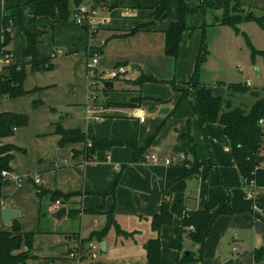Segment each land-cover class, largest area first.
I'll use <instances>...</instances> for the list:
<instances>
[{
	"label": "crops",
	"instance_id": "1",
	"mask_svg": "<svg viewBox=\"0 0 264 264\" xmlns=\"http://www.w3.org/2000/svg\"><path fill=\"white\" fill-rule=\"evenodd\" d=\"M19 1L29 2L30 0H0V15L2 12L3 15L15 17L17 9L13 7ZM119 1L123 2L122 0ZM240 2L244 9L242 15L245 16L251 12L258 17L264 15V0H241ZM96 3L100 11V17L97 20L99 26L98 33L95 36H90L85 32L88 39L87 43L84 44L83 40H80V43L76 42L72 44L69 51L71 55L63 57V61L57 59L55 62L57 68L59 67V69L63 70L65 76L68 75L67 78L64 76L67 88L59 93H41V89L43 90V88L50 86V84H52V87L58 86V81L54 80L56 72H53L44 75L45 77L52 78L50 82L44 83L47 84L46 86H40L38 82L29 84L26 89L31 93L33 90L32 94L29 93L23 97L10 99L7 101L6 107H2L0 110V112L29 114L31 116L29 124L26 127L17 129L15 135L8 140V143L24 151L14 152L15 157L11 162L13 173L10 178L17 183L18 187L9 191V193H6V187L0 190V204L1 197L8 196L5 204H9L12 209L20 213L19 217L13 220L19 221L21 231L23 233H36L33 245L34 241L36 243L42 238H48L47 234L51 233L52 230L58 231L60 235L65 236L66 243L69 240V250L66 257L63 255L59 259L57 257L61 256L62 253L49 252L48 254H44L46 255L44 258H41L32 249L31 255L37 257L38 260L31 259L27 264H45L47 260H52L53 262H49L52 264H75V260L70 258V254L80 246V243L71 234L76 232L80 233L82 239L88 238L91 232L105 227L107 223L106 213L111 210L114 211L113 216L117 227L112 226L102 241L107 244L106 253L101 251L100 245L102 242L92 241L91 243L99 245L96 257H88L78 264H148L146 243L158 236L161 240L162 254L171 264H178L179 259L185 257L186 252H192L194 257L198 258L199 245L191 241L186 235L181 242V251L171 247L170 239L175 237L176 230L182 223L180 216L176 215L172 224L163 226L159 233L155 232L152 228V218L160 212L163 197L167 192L182 195L187 211L203 210L206 204L211 203L209 201H213L214 199L219 200L221 203L225 201V194L220 192L219 189L213 188V181H209L208 189L205 188L204 183L202 185L199 184V177L205 174L204 170H202L203 168L200 170V175L185 177L188 169L186 163L193 161L194 155L192 154V142L187 139L185 140L183 137L189 131L197 144V149V139L200 140V132L195 120L196 116L191 108V100L190 107L188 105L189 110L186 109L187 106L185 105L183 110L176 115H173V104L156 103L152 110L153 115H151L149 126L146 125V118L144 122H140L137 117L136 119L139 121L138 126H136V121L108 120L106 118L107 115L97 114L101 109L97 107L96 103L92 102L93 92L89 87L85 64V57H87L89 50L98 51L99 54H103V59L100 61L101 70L103 71L106 67L111 66L108 65V61L116 57L118 59L116 63L119 65L125 63L124 66L126 64V66L130 65L131 72L130 74H125L124 77L108 81L113 83V87L110 88H114V82L116 81L118 83L125 82L127 86L132 88L131 90L142 95L145 85L139 87L136 85V79L141 74H153L154 66H160L159 61L156 59L158 57L155 55V42H158L157 52L161 56L165 49V33L170 29L172 23L178 19V14L172 20L162 17L154 23H148L146 22L147 20L135 21L133 20L134 18L127 19L122 15L117 16L116 12L112 13V15L116 14L112 19L106 13V10L107 8L111 9L110 6L114 5L115 2L99 0ZM161 6H164L163 2H160L159 7ZM73 8L74 5L71 6L72 15ZM27 10L30 14L28 7ZM30 17L33 19L31 14ZM103 19H108V22L101 24ZM34 23L35 25L28 30L30 33L43 31L44 34H50L51 30L55 31V25L62 24V22L46 20L42 17L34 20ZM143 25L149 26L136 34L122 36ZM237 28V31L230 26H214L208 29L217 32L216 39L221 44V49L219 51L220 56L216 61L212 57L213 54L209 53V57L201 71V83L209 87L207 82L202 80L203 69L209 70L211 67L214 68L215 64L219 65V67L231 65L234 54L229 49V45L238 42V38L242 37L245 41L247 52L250 53L251 62L256 66L254 69L258 68L259 72L255 70L257 74L252 73V80H250V76H247L238 84L245 85L247 81H250V87H253L254 80L257 83L253 87L255 88V92L259 91L264 95V54H261V52H264V26H260L254 21H244L238 24ZM110 33L114 35L113 38L104 40V36ZM186 33L188 32H185L183 37ZM21 34L24 50L26 43L23 33ZM53 36L55 37L56 35L53 34ZM93 37L103 38L101 48H92L91 43L95 39ZM2 40L3 30L2 35H0V43ZM39 40L37 53L39 46L42 44L41 37ZM250 44L258 52L255 57H253ZM77 45L81 46V49ZM84 47L85 50H83ZM7 50L11 51L10 46ZM57 52L52 53L60 56ZM62 52L64 54V51ZM8 54H11L12 60L17 62L15 54L12 51ZM147 66L150 68L147 69ZM132 67L134 68L132 69ZM194 70V63L191 62L186 69V76L184 78L178 77L182 82L185 81L186 83L194 75ZM57 73L59 72L57 71ZM215 81L216 84L220 85L222 83L227 88L225 82H217V78H215ZM213 88L219 89V87L215 86L211 89ZM214 95L216 94L214 93ZM36 98H41L42 101H39L40 103L32 102ZM142 103V100H139L134 102L132 106L136 108L142 105ZM87 108L94 109V113L86 115ZM163 108H169L167 115L161 114V109ZM39 110L43 111L40 121L37 119ZM32 115H34L33 119ZM162 122L163 124L157 131L153 144L147 149L145 155L149 153L157 155L160 158H172L184 155L187 158L186 163L173 166L152 163L150 161L130 163L129 161L132 159L134 151L131 147V149L128 148V144L135 143V145L142 148L145 141ZM34 125H37L38 129H34ZM58 125L66 130H80L92 138L99 140L112 139L113 142L121 144L109 151L98 152L96 154L97 161L94 160L95 163L91 164L86 159L84 143H71L60 146L61 137L56 133ZM213 125L218 126L215 127ZM205 130L211 144L213 156L215 155L217 159H213L215 167H220L221 174L223 172L225 176V179L223 177L225 183L232 186L233 182L227 179L223 165L225 163H232L238 171L234 156L232 154L231 159H223L220 156L218 144H216L217 141H220L223 145L230 146L231 149V144L224 133V128L219 124H207ZM220 136L222 137L221 140ZM197 149L196 157L199 160ZM107 158L108 160L106 161L105 159ZM125 163L128 164L126 165ZM215 167L209 168V171ZM237 171H235V174H237ZM118 173L119 180L116 191L115 194H111L112 185ZM36 174H39L41 179L40 185L43 184L48 189L53 191L56 189L66 194H80V196L71 200L76 209H81L78 218L74 219L77 225H74V223L73 225L67 224L69 207L64 204H61L59 209L66 207L67 216L61 221L53 218L52 215L59 209L55 212H50L49 208L54 203L50 204L48 199L43 203L44 206L48 207V216L43 221H40L41 201L37 196L36 189L38 183L35 180H31V175ZM238 175L242 182L246 184L239 171ZM225 187L227 188L226 185ZM212 190L216 191V194L211 193ZM97 193L110 194L104 197ZM253 193L254 197L256 195L257 198H263L264 187L256 186ZM100 207L104 208L102 211L99 210L100 212H84ZM236 208L239 209L238 207ZM216 210H219V208L217 207ZM257 214L262 215L260 213ZM13 220L11 221V225ZM86 221L93 223V228L88 230V232H86L87 230L84 232L82 228L83 223ZM10 226H6L3 223L1 216L0 228L8 230ZM41 227L45 232L38 233ZM65 241H63L64 244ZM87 245H85V251L89 252ZM260 248H264V227L252 212H239L233 214L232 217L219 216L205 241L202 260L198 262L189 261L190 263L185 262L184 264H224L229 259H234L235 264H255L253 252ZM27 251V246L23 244L21 252ZM48 256H52V258Z\"/></svg>",
	"mask_w": 264,
	"mask_h": 264
},
{
	"label": "trees",
	"instance_id": "2",
	"mask_svg": "<svg viewBox=\"0 0 264 264\" xmlns=\"http://www.w3.org/2000/svg\"><path fill=\"white\" fill-rule=\"evenodd\" d=\"M172 1L173 0H164L163 8L156 12L157 20L162 17L168 18L172 14ZM82 2L83 0H30L27 2L26 6L29 8L30 14L33 16L34 20L42 17L46 20H53L55 22H67L72 16L71 6L74 5L78 7ZM239 6L243 8L240 0H179L178 19L172 23L170 29L165 33V54L177 59L184 33L196 29L202 30L203 40L200 54L197 57L195 73L191 79L181 87V102L188 98L191 99L192 111L204 131L207 124H219L223 126L224 133L230 141L232 154L240 175L248 185L252 180H255L257 187H264V167L262 166L264 162V127L259 124V121L264 119V98L257 99L255 90H252L246 85L236 83L226 85L228 90V96L226 98L216 96L210 88L201 83L200 78L202 66L209 56L207 30L210 27L230 26L237 31L238 24L244 21H254L260 26H264V15L258 17L251 12L244 16L242 15L243 13L237 10ZM218 11H222L221 16L215 14V12ZM13 19V16L4 15L3 40L0 43V59L2 58L3 52L11 53L7 48L11 44V29L14 27ZM148 26L149 25L140 26L122 36L136 34L145 30ZM22 33L26 43L22 53L23 61L10 63V65L2 68V72L0 73V99L3 97L15 99L29 93V91L24 88V81L26 79L25 68L27 65L31 64L33 68L37 70L41 68H45L46 70L53 69V65L49 62L50 60L39 59L37 53V46L40 42L38 31L30 33L27 29L23 28ZM92 36H94V34ZM252 54L253 57H255L258 52L252 48ZM261 54H264V52H261ZM153 81H157V79L142 74L136 81V85L141 87L146 82ZM248 92L252 93L256 98L250 111L247 112L246 109L234 107V97L239 93ZM28 124L29 117L25 114L0 112V190L10 184V177L4 176L3 173H13L11 162L15 157L14 152L24 151L8 143V140L15 135L14 129L26 127ZM56 133L61 137L59 142L60 146L71 143H84V153L86 159L90 162L95 160V156L98 152L109 151L121 144L115 143L109 139L99 140L92 138L80 130H66L60 125L57 126ZM154 138L155 137H153L144 148H140L135 144H128L134 151L132 163L145 160L144 155ZM183 138L192 142V154L194 155L193 161L185 162L188 166L185 177L197 176L206 164H208L209 168L215 167L212 157L204 161L197 159V144L189 131ZM220 183L223 184V182ZM36 189L37 196L41 201L40 221H43L49 213L48 207L43 204L47 199L50 204L60 201L61 204L68 206V216L73 219L80 215L81 209H76L71 202L73 198L80 196L79 193L63 194L58 190H48L40 185H36ZM97 194L105 197L110 193ZM7 200L8 196L1 197L0 226L2 209ZM255 207L260 209L264 214V197L255 200ZM103 209V207H100L84 212L95 213ZM216 209L217 206L215 204L207 203L203 210L187 211L182 195H175L169 192L165 193L160 212L155 214L152 218L153 230L159 233L163 226L171 225L174 217L178 215L181 217L182 223L176 230L175 237L170 239L171 247L181 251V242L185 235L195 244L199 245L198 258H195L194 254L191 252L189 255L181 257L178 264H184L189 261H201L205 241L210 235L213 224L217 218L223 214L234 213L229 205L219 210ZM251 212L257 218L264 217V215H259L254 210ZM113 214V210L106 213L107 223L105 227L101 230L92 232L88 238L80 243L81 249L85 254V245L92 241L102 242L107 236L110 228L112 226L117 227ZM191 226L194 227V231L189 230ZM42 232L45 231H43L41 227L38 233ZM35 234L36 233L33 232L23 233L18 220H13L8 230H2L0 228V264H27L31 259L38 260L37 257L31 255ZM23 244H26L28 248L27 252H21ZM146 252L148 264H171L162 254L159 236L150 239L146 243ZM86 258H88V256H81L80 261H84ZM253 258L255 264H264V248L256 249L253 252ZM50 261L47 260L46 262L48 263Z\"/></svg>",
	"mask_w": 264,
	"mask_h": 264
},
{
	"label": "rangeland",
	"instance_id": "3",
	"mask_svg": "<svg viewBox=\"0 0 264 264\" xmlns=\"http://www.w3.org/2000/svg\"><path fill=\"white\" fill-rule=\"evenodd\" d=\"M110 1L115 2L114 5L110 6L111 9L107 8V10H106V13H108L110 18L113 19V17L116 16V14H117V16L122 15L123 17H125L127 19H133L134 18L133 20H135V21L147 20L146 22H148V23H154L157 21L156 12H157V10L163 8V6L159 7L160 2L164 3V0H122L123 1L122 3L119 0H110ZM27 2L28 1H26V2L19 1V3L15 7H13V8L17 9V14L14 15L15 17L13 19L14 27L11 29L10 49L15 54L17 62L23 61V56H22L23 42H22V34H21L22 29L25 28L27 30H30V28L33 25H35L34 18L32 19L30 17V14L27 10V6H26ZM83 2H87V1L83 0ZM172 7H173L172 14L168 17L169 19L167 18L168 20H172L177 16L178 8H179V0H174L172 2ZM73 9L75 10V6ZM237 10L241 13L244 12V10L241 6H239L237 8ZM98 11H99V9H98ZM113 12H116V14L114 13L112 15ZM99 13H100V11H99ZM215 14L217 16H221L222 13H221V11H218V12H215ZM136 17H138V18H136ZM3 18H4V15L1 12V15H0V35H2V30H3ZM36 25H38V24L36 23ZM54 28H55V31L51 30L50 34H44V35L40 36L41 40H42V44L38 48L39 59L50 60L49 62L53 65V69L52 70H46L45 68H41L40 70H37V69L33 68V66L31 64L27 65L25 68V70H26V79L24 81L25 82L24 83L25 90H27L26 87L29 84H34L35 82H38V84L40 86H46L47 84H44V83L50 82L52 80V78L45 77L44 75H48V74H51L53 72H56V78L54 80L58 81V86L52 87V84H50V86L43 88V90L41 89V93H44V92H50L49 94L59 93L62 90H64L65 88H67V85L65 83L66 82L65 78H67L68 75L65 76L64 71L59 69V67L57 68L55 62L57 59H60V61H63V59H62L63 57H68L71 55V52L69 53V51H70V47L72 44H75L76 42L80 43V40H83L84 44H86L87 40H88L87 34L85 33L86 32L85 29L81 28L76 23L74 14L70 17V19L67 22H62V24L55 25ZM187 32L188 33L185 34V36L183 37V41L180 45L179 56L177 59L169 57L166 54H164L165 49H164L163 54L161 56H159V53L157 52L158 51V47H157L158 42L157 41L155 42V44H156L155 55H156V57H158L156 59L159 61L160 66H154V69H153L154 73L153 74L146 73V75L154 77L155 79H157V81L146 82L144 84L145 86L143 88L142 95H139L138 93H135L133 90H131L132 88L127 86L125 84V82L118 83V81H116V82H114V88L107 89L106 87H104L103 83L101 81H99L98 86L92 91L93 92L92 102L96 103L97 107H99L101 109L100 112H98L97 114L98 115H107L106 118L108 120L136 121L137 122L136 126H138L139 121L136 119L137 118V112L139 110H141L143 112V114H145V118L147 120L146 125L149 126L150 122H151V115H153L152 110L154 109V106L156 103L157 104H170V103L173 104L174 105L173 106L174 107L173 108V115H176L179 112H181L185 105L187 106L186 109L189 110L188 105L190 107V100L191 99L188 98V99L181 102L182 93L180 90H181V87L184 86L183 84L185 83V81L182 82V80L180 78H184L186 76V69L191 62L194 63V66L196 69L197 57L200 54L202 40H203V32L201 29H196L194 31H187ZM52 33L56 36L54 37ZM216 34H217V32H215V30H213V31L208 30V32H207L208 50H209V53L213 54L212 57L215 61L220 56L219 51L221 49V44L217 41V39H216L217 35ZM113 36L114 35L110 33L107 36H104V40H109V39L113 38ZM93 38H95V39H93V41L91 43L92 48H94V47L101 48V41L103 40V38H101V37H99V38L93 37ZM77 47L81 49V46L77 45ZM85 47L83 48V50H85ZM229 49H231L233 51V54H234V56L231 60V65H228V67L227 66L219 67V65L215 64L214 68L211 67V68H209V70L203 69V72H202V80L204 82H207V85H209L210 89L214 86L219 87V89L213 88L211 90H213V92L216 95L221 96V97H225V98L228 96V90H227V88H225L224 85L216 84L215 78L218 79L217 82L223 81V82H225L226 85H228L230 83L238 84L239 82H241L243 80V78H245L247 76H250V80H252L253 79L252 73H254L255 75L257 74V72L254 69V67H256V66L253 65V63L251 62L250 53L247 52L246 44H245V41L242 37L238 38V42H234V44H230ZM210 50H211V52H210ZM57 51H64V54H63L64 56L63 55L56 56L54 53H52V52H57ZM94 52H95L94 50H89L87 57H85L86 69H87L88 59H89L90 55H92ZM6 55H8V54L6 52H3L2 57L5 58ZM9 55L11 57V63H14V61L12 60V55L11 54H9ZM102 59H103V54L101 53L99 56L98 69L101 72H103L105 75H110L113 72H116L120 67L126 68V71H127L126 74L127 73L130 74V72H131L130 65L126 66L127 65L126 64L124 66L125 63H121V65H119L118 63H116L117 62L116 60H118V59H116V57H114L108 61V65H111V66L106 67V69H104V71H103V70H101V65H100V61H102ZM2 68L3 67H1V64H0V73L2 72ZM146 68L148 69L150 67L147 66ZM202 68H203V66H202ZM240 68H243L244 71L240 72ZM57 71L59 73H57ZM201 71H202V69H201ZM64 76H65V78H64ZM124 76H125V74L122 75L121 77H124ZM141 76H142V74L136 79V81ZM191 77L189 78V80L191 79ZM179 80H181V81H179ZM254 84H257V83L253 80V87H254ZM217 85H219V86H217ZM253 87H250V88L252 90H254L255 88H253ZM140 89H142V88H140ZM38 91H40V90L38 89ZM33 92L34 91L32 90V93ZM29 93L32 94L31 92H29ZM30 96H32V95H30ZM140 96H143V97H140ZM256 97H257V99H261L264 97V95L262 93H260L259 91H257ZM8 100H10V99H8L6 97H3L0 99V110L2 107H6V103ZM139 100H142V102H143L142 105H139L138 107L134 108L132 106V104L134 102L139 101ZM39 101H42V99L36 98L32 102L40 103ZM254 101H256V98L254 97V95L252 93H250V92L239 93L234 97L233 104H234V107L246 109V111L249 112L250 109L252 108L253 104H254ZM39 111L40 112H39L38 118H37L38 121L41 120L42 113H43V111H41V110H39ZM94 111H95L94 109L87 108L86 115H92V113H94ZM27 116L29 118L31 117L29 114ZM193 117H195V116L193 115ZM33 118H34V115H32V119ZM87 119H88V117H87ZM195 120L197 122L199 132H200V140L197 139V143H198V149H197L198 154H197V156H198L200 161L211 159V157H212V159L215 160L216 157H215V155L213 156L211 144H210L208 135L206 134V130L204 131L201 128V125H200V123L196 117H195ZM162 124H163V122L160 124L159 127H157L152 132L150 137L145 141V144L142 148L147 146L148 142L153 137L156 138L157 131L162 126ZM213 126L217 127L218 125H213ZM34 129H38V126L34 125ZM221 138L222 137L220 136V140H221ZM102 140H104V139H102ZM109 140L112 141V139H109ZM153 142H154V140H153ZM153 142H152V144H153ZM129 144H135V143H129ZM216 144H218L220 156L226 160L231 159L232 151L230 149V146L223 145V143H221L220 141H217ZM128 148H130V147H128ZM148 155L152 156V154H149V153H148ZM162 159H164V158H162ZM105 160L107 161L108 158ZM132 160H133V157L129 162L131 163ZM95 161H97V156L95 157ZM95 161L90 162V163L91 164L95 163ZM110 161H111V159H110ZM125 164L127 165L128 163H125ZM263 166H264V163H263ZM223 167H224V171L226 173L227 179H229L233 182L231 184L232 186H229L225 183V180H224L225 176H224L223 172L221 174L219 166L215 167L214 169L209 171L208 164H206V166H204L202 169V170H204L205 174H204V176L199 177L200 178L199 184L202 185L204 183L205 188L208 189L209 181L211 180L214 183L213 188L219 189L220 192L225 194V201H223L222 203L219 202V200H217V199H214L213 201H209V202L217 205V207L219 209H222L225 206L229 205L230 208L234 211L233 214H237L239 212H251L252 210H254V203H255V200L257 198V196H256L257 192H256L255 197H249V195H248L249 185L247 183H246L247 184L246 185L245 183L242 182L234 164L225 163L223 165ZM235 171H237V174H235ZM209 174H210V176H209ZM37 177H39V174L31 175V178L33 180H35ZM223 177H224V179H223ZM24 178H26V177H24ZM118 180H119V173L117 174V176L115 178V181L112 185V191L110 193L115 194L116 187L118 184ZM220 182H223V184H221ZM40 184H41V181L37 185H40ZM225 185L227 186V189L225 188ZM40 186L44 187L43 184ZM17 187H18L17 183L14 182L13 179L10 178V184L8 187L5 188L6 189L5 191H6V193H9V191H11ZM44 188L48 189L47 187H44ZM48 190H51V189H48ZM54 191H56V189ZM211 193L216 194V191L212 190ZM63 194H66V193H63ZM236 207H238L239 209H237ZM255 212L264 215L263 212L257 208L255 209ZM233 214H223V215L228 216V217H232ZM223 215H221V216L224 217ZM77 218L78 217H76L75 219H77ZM257 219L260 221V223H262V226L264 227V217L263 218H257ZM73 223H74V225H77V222H74V219L72 217H69L67 219V224L73 225ZM82 228H83L84 232L86 230H87L86 232H88V230L93 228V223L86 221L83 223ZM71 235L76 238L78 243H82V241L84 240L80 237V233L74 232ZM47 237L48 238H45V239L42 238L40 241H37L36 243L34 241L33 249L35 252H37L36 254L39 257L44 258L46 256L44 254H48L49 252H56V253H62V255L57 257V258L60 259L63 257V255L66 257L68 254V250H69V248H68V241L69 240L66 243L65 236L60 235V233L58 231H54V230H52L51 233L47 234ZM63 241H65V244ZM98 250H97V252H98ZM235 250H236V248H235ZM48 257L52 258V256H48ZM54 258H56V257H54ZM203 260H204V258H203Z\"/></svg>",
	"mask_w": 264,
	"mask_h": 264
},
{
	"label": "built area",
	"instance_id": "4",
	"mask_svg": "<svg viewBox=\"0 0 264 264\" xmlns=\"http://www.w3.org/2000/svg\"><path fill=\"white\" fill-rule=\"evenodd\" d=\"M96 1L98 2L99 0H89L87 2H82V4H80V6L75 7V10H73V14L75 17V21L78 24V26H80L81 28L85 29V31L92 36L94 34V36L98 33L99 31V26H98V18L100 17V13L98 11V4L96 3ZM108 19H103L101 21V24L107 23ZM58 55L63 54L62 51H58L57 52ZM8 54V53H7ZM99 56L100 54L98 52H94L92 55H90L89 60L87 62V79H88V83H89V87L91 88V90L93 91L99 84V81H101L103 83V85L108 82L111 81L113 79L119 78L122 75L126 74V68L125 67H120L116 72H113L110 75H105L103 72H101L98 69V64H99ZM11 63V57L10 55H6L5 58L2 57L0 59V64L1 67L7 66ZM244 69L240 68V72H243ZM246 86L250 87V81H247L245 83ZM137 117L139 118L140 122H144L145 121V114H143V112L141 110H139L137 112ZM259 124L263 127L264 126V119H261L259 121ZM17 129H14V131H16ZM186 157L184 155H181L180 157H172V158H160L157 155H147L145 156V160L144 161H150L152 163H161L167 166H173V165H178V164H182L186 161ZM4 176H9L11 177V174L4 172L3 173ZM41 179L39 177H37L35 179V182L40 183ZM257 186V183L255 180H252L249 183V191H248V195L249 197H254V188ZM61 203L60 201H56L50 208L49 211L50 212H55L56 210L59 209ZM256 209V207H254ZM189 230H193L194 231V227H190ZM89 248V252H86V254L82 251L81 249V245L78 246L73 252H71L70 254V258H72L73 260H75V264L80 263V258L81 256H88L91 258H95L96 254H97V250L99 249V245L96 243H89V245H87ZM45 264H52V263H45Z\"/></svg>",
	"mask_w": 264,
	"mask_h": 264
},
{
	"label": "water",
	"instance_id": "5",
	"mask_svg": "<svg viewBox=\"0 0 264 264\" xmlns=\"http://www.w3.org/2000/svg\"><path fill=\"white\" fill-rule=\"evenodd\" d=\"M44 35L43 31L39 32V36ZM134 67H132L133 69ZM256 71L259 72V69L256 68ZM106 88H110L113 87V83L112 82H106L105 84ZM169 112V108H163L161 109V114L162 115H167ZM20 215V213L14 209L11 208V206L9 204H5L3 209H2V221L6 226H10L11 225V221L15 218H18ZM67 216V208L63 207L60 208L58 211H56L52 217L55 218L57 221H61L64 217ZM101 251L103 253H106L107 250V244L105 242H102L100 245ZM189 255V252L185 253V256ZM224 264H235V260L234 259H229L228 261H226Z\"/></svg>",
	"mask_w": 264,
	"mask_h": 264
}]
</instances>
